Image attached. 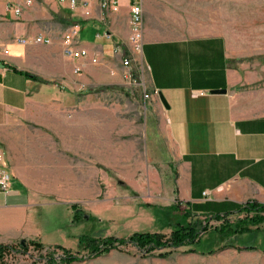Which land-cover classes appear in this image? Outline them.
<instances>
[{
	"label": "rangeland",
	"instance_id": "374dc122",
	"mask_svg": "<svg viewBox=\"0 0 264 264\" xmlns=\"http://www.w3.org/2000/svg\"><path fill=\"white\" fill-rule=\"evenodd\" d=\"M139 1L142 38L145 34L149 38L224 36L253 81L238 86L237 94L246 101L262 99L264 106V0ZM80 4L87 6L85 0ZM62 28L64 32L68 27ZM124 59L127 65L122 64ZM98 62L107 65L108 60L91 63ZM112 66L122 69L119 79L110 72L115 70L111 66L100 84L79 87L74 78L65 89L70 105L54 104L32 121L0 127V171L23 180L41 201L30 227L38 239L19 240L27 242L25 248L14 245L2 254L0 264H50V253H60L53 248L57 244L80 258L64 264H264V221L220 236L213 227L221 220L211 216L187 218L188 212L185 218L177 212L164 216L142 206H166L165 190L174 179V147L140 52L130 44L129 50L124 48L112 60ZM70 203L93 219L71 222ZM236 213L232 219L241 222L251 215ZM189 221L206 225L195 253L181 246L160 258L155 256L157 251L145 255L125 245L90 256L77 243L81 234L126 237L146 231L168 236L173 222ZM209 249L211 253L205 252Z\"/></svg>",
	"mask_w": 264,
	"mask_h": 264
},
{
	"label": "crops",
	"instance_id": "0c3cea01",
	"mask_svg": "<svg viewBox=\"0 0 264 264\" xmlns=\"http://www.w3.org/2000/svg\"><path fill=\"white\" fill-rule=\"evenodd\" d=\"M80 1L70 8L56 0L29 5L0 0V127L32 121L54 104L70 105L65 89L74 78L79 87L100 84L111 66L119 79L121 68L112 60L130 48L129 0H117L115 11L100 8L101 0H85L86 7ZM11 6L20 7L18 15ZM71 25L78 28L77 48L86 49L95 62L108 60L107 65L62 55V27ZM25 36L48 42L16 41ZM139 52L174 147V179L166 187L164 205L175 202L189 213L187 218L218 215L234 224L236 204L264 203V106L262 99L246 101L237 94L238 86L252 81L244 62L220 34H145ZM214 89L224 92L210 93ZM40 204L23 180L9 176L6 191L0 190V243L37 238L30 227Z\"/></svg>",
	"mask_w": 264,
	"mask_h": 264
},
{
	"label": "trees",
	"instance_id": "16d2710c",
	"mask_svg": "<svg viewBox=\"0 0 264 264\" xmlns=\"http://www.w3.org/2000/svg\"><path fill=\"white\" fill-rule=\"evenodd\" d=\"M32 78L39 80L36 76H31ZM142 206H149L156 210V212L161 213V215L166 216L168 212H177L184 218L188 216V213L184 210H177L178 205L174 202L166 206H155L149 203H143ZM69 208L71 211V222H78L81 220H91L93 217L91 215H85L82 210L75 203H70ZM244 211L246 213H251L250 216L246 217V222L236 221L234 224H230L224 216L213 215L210 219L221 220L217 227H213L214 230L218 232L220 236H229L236 232H241L247 230L248 224L255 225L264 221V203L257 202L255 200H247L243 203H238L235 205V212ZM163 216V217H164ZM169 222V221H168ZM172 229L170 230L168 236H165L159 232H132L126 237H116L112 235L95 237L87 234H81L77 237V243L82 244L83 248L86 250L90 256H99L108 253L113 249H117L120 246L131 245L135 247L138 251L144 253L145 255H152L154 251H157V257H165L172 252V250L186 246L185 250L187 253H195L196 250L194 246L198 243L201 233L206 230L205 222L200 224L197 221H189L185 224L179 222H173ZM25 241H18L15 244H5L0 243V257L5 251L13 249L14 245L22 250L26 246ZM35 247H42L39 242H31ZM231 245V244H228ZM227 245V246H228ZM225 245L220 247L224 248ZM48 248V247H47ZM53 248H58L60 253L56 256L55 253H50V264H64L71 263L75 260H79L77 254L72 253L69 249L57 244ZM245 248H252L251 246H245ZM164 249V250H163ZM205 252L211 253L212 251L206 250Z\"/></svg>",
	"mask_w": 264,
	"mask_h": 264
},
{
	"label": "built area",
	"instance_id": "2783aa9c",
	"mask_svg": "<svg viewBox=\"0 0 264 264\" xmlns=\"http://www.w3.org/2000/svg\"><path fill=\"white\" fill-rule=\"evenodd\" d=\"M59 3H66L70 8L77 5L78 0H56ZM32 0H24V5H29ZM99 7L107 9L110 11H115L117 9V0H103L99 3ZM129 35L128 42L131 44L133 50H140V43L142 38V7L139 0H129ZM11 10L15 15L20 12V7L11 6ZM77 36L78 28L76 25H71L61 34V53L64 57L74 59V58H86L90 62H95V57L90 55V53L83 48H77ZM97 36V35H96ZM16 41L20 44H26L28 42H48L41 36H25L17 38ZM123 65H127L128 61L126 59L122 62ZM144 96L147 95L144 93ZM9 174L5 171H0V190L6 191L8 187Z\"/></svg>",
	"mask_w": 264,
	"mask_h": 264
},
{
	"label": "water",
	"instance_id": "95a60500",
	"mask_svg": "<svg viewBox=\"0 0 264 264\" xmlns=\"http://www.w3.org/2000/svg\"><path fill=\"white\" fill-rule=\"evenodd\" d=\"M224 92V89H214V90H211L210 93H223ZM157 97H158V100L160 101V103L162 104V106L166 109L168 107L162 93L160 91H157Z\"/></svg>",
	"mask_w": 264,
	"mask_h": 264
}]
</instances>
